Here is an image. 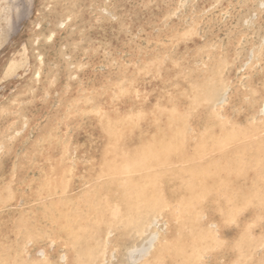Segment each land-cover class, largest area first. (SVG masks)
I'll return each instance as SVG.
<instances>
[{
    "label": "rangeland",
    "instance_id": "1",
    "mask_svg": "<svg viewBox=\"0 0 264 264\" xmlns=\"http://www.w3.org/2000/svg\"><path fill=\"white\" fill-rule=\"evenodd\" d=\"M0 12V167L11 158L17 162L14 166H19L18 180L25 171L30 179L36 180L38 165L22 168L23 154L27 150L40 153L47 147L51 156L44 157L45 161L58 163L64 151L63 162L71 172L77 165L81 166L73 183H68L70 189L58 198L52 194L41 196L37 181L23 187L32 194L15 198L14 215L10 218L18 217L20 210L25 208L21 232L17 236L19 249L22 248L25 257L29 259V255L37 264H45L42 260L46 248L54 264H64L65 256L68 260L71 258L70 264H76L73 257L77 248L81 264H264V192H261L264 191V94L261 96L256 91L264 87V0H0ZM200 86L211 88V98H204L201 107L194 102L198 95L195 89ZM180 106L181 111H176ZM140 114L144 117L140 118ZM151 115L153 120H150ZM111 119L115 120L114 125ZM213 120L215 123H211ZM234 124H241L237 126L239 130ZM212 125L216 126L213 130ZM232 128L235 129L233 133ZM151 139L168 145V150L160 165L156 159H149L156 163L154 168L161 176L160 183L156 181L155 187H158L154 193L146 195L147 201L144 199L143 204L148 207L141 204L134 212L136 193L140 189L138 185L130 187L127 181L130 176L147 178L148 163H151L147 159L148 149L153 155L159 152L155 142H149ZM114 140L116 146L112 145ZM228 140L232 145L229 146ZM203 141L204 149L200 146ZM250 141L256 144L250 145ZM103 142L112 145L107 146L112 154L121 153L124 148V163L130 162L128 156L132 150V156L139 152L147 169L127 175L121 168V173L105 177L98 174L96 161ZM161 157L159 152L160 161ZM202 177L204 180L200 182ZM8 184L10 181L0 191V198L5 195L0 199L3 204L11 192ZM159 190L165 195L162 199L165 203H173L166 207L168 204L160 201L163 209L157 210L158 217L156 205L152 204ZM102 191L110 195L109 199L113 197V202L120 207V210L117 208L120 215L115 211L106 222L112 228L102 221L100 214L104 204L96 201ZM108 191L112 193L106 194ZM71 193H77V204L70 201ZM178 194L183 197L180 199ZM233 194L234 197L230 196ZM55 197L65 203L67 219L74 220L69 215L74 211L75 217L79 211L81 214L76 218H81L82 226L84 223L90 225L83 226L88 230L80 239L75 241L69 236L67 244H57L53 239L55 225L52 220L55 221L60 204L53 202ZM122 197L123 200L127 197L123 206ZM43 204L47 208L41 220L48 232L45 247L24 237V228L37 223L33 218L40 214ZM214 204L220 207L216 210ZM142 209L149 212V216L154 211L153 218ZM123 211L129 214L130 222ZM141 212L144 216H140ZM174 223L183 226V230L179 232ZM114 227L125 228L122 229L124 233L120 230L124 236ZM131 227L137 228L139 234H134L137 230ZM5 232L8 235L7 230H3V235L0 233L3 242L8 240ZM169 232L170 238L173 236L170 241L176 245L174 250L181 245L179 250L166 252L167 261L146 260L153 253L158 235L166 236ZM100 248L104 253L102 258ZM86 251H91L87 261ZM175 253L179 256H173ZM23 260L26 262L25 258Z\"/></svg>",
    "mask_w": 264,
    "mask_h": 264
},
{
    "label": "bare ground",
    "instance_id": "2",
    "mask_svg": "<svg viewBox=\"0 0 264 264\" xmlns=\"http://www.w3.org/2000/svg\"><path fill=\"white\" fill-rule=\"evenodd\" d=\"M49 1V0H48ZM260 5V4H259ZM258 5V6H259ZM60 11H61V9H60ZM1 13V12H0ZM49 35V34H48ZM198 49V48H197ZM12 53V52H11ZM8 56H9V54H8ZM225 59V58H224ZM196 61V60H195ZM221 62H223L222 60H221ZM219 63V62H218ZM210 69V68H209ZM31 73V72H30ZM33 74V73H32ZM177 74V73H176ZM206 74H208V72L206 73ZM34 75V74H33ZM132 75V74H131ZM209 75V74H208ZM130 76V75H129ZM220 76V75H219ZM159 77V76H158ZM207 77V76H206ZM208 78V77H207ZM30 80V79H29ZM28 80V81H29ZM119 81V80H118ZM138 81V80H137ZM259 81V80H258ZM116 82V81H115ZM40 83V82H39ZM122 84V83H121ZM212 84V83H211ZM264 85V84H263ZM263 85H262V87H263ZM192 86V85H191ZM209 86V85H208ZM257 87V86H256ZM190 88V87H189ZM134 89V88H133ZM141 89V88H140ZM184 89V88H183ZM258 89V88H257ZM22 90V89H21ZM24 90V89H23ZM187 90V89H186ZM134 91V90H133ZM167 91V90H166ZM195 91L198 93V95H197V98L194 100V102H196V104L198 105V106H200L201 107V105L203 104V102H204V98H206V99H210L211 97H210V93H211V88H209V87H202V86H200L199 88H196L195 89ZM256 91H259L260 92V94H261V96H262V94H264V87L261 89V90H256ZM244 93V92H243ZM168 95V94H167ZM166 96V95H165ZM169 96V95H168ZM157 97V96H156ZM178 97V96H177ZM158 98V97H157ZM231 98V97H230ZM262 98L264 99V97L262 96ZM192 99V98H191ZM115 100V99H114ZM156 100H159V99H156ZM155 100V101H156ZM208 102V101H207ZM195 104V103H194ZM215 104V103H214ZM27 105H29V104H27ZM105 105V104H104ZM156 105V104H155ZM154 105V106H155ZM172 106L170 105V109L171 110H173L172 108H171ZM196 107V106H195ZM116 108V107H115ZM180 108H182V106H180L176 111H181V109ZM25 109V108H24ZM96 109V108H95ZM140 109V108H139ZM161 109V108H160ZM94 111V110H93ZM104 111V108H103V110H102V112ZM118 111V110H117ZM149 111V110H148ZM162 111V110H161ZM160 111V112H161ZM170 111V110H169ZM92 112V111H91ZM133 112V111H132ZM139 112H141V111H139ZM143 112V111H142ZM141 112V113H142ZM159 112V113H160ZM172 112V111H171ZM118 113V112H117ZM127 113V112H126ZM136 113H138V112H136ZM144 113V112H143ZM170 113V112H169ZM153 114H155V113H153ZM55 115V114H54ZM101 115V114H100ZM100 115H98V116H100ZM105 115V114H104ZM122 115V114H121ZM125 115V114H124ZM123 115V116H124ZM132 115V114H131ZM136 116H138L137 114H135ZM181 116H182V114H180ZM216 115V114H215ZM105 116H107V115H105ZM135 116V117H136ZM142 114H140V118H142ZM172 116V115H171ZM183 116H185V115H183ZM188 115H186V117H187ZM22 117V116H21ZM96 117V116H95ZM132 117V116H131ZM144 117V116H143ZM152 117H153V115H151L150 116V120L152 119ZM216 117V116H215ZM214 117V118H215ZM126 118V117H125ZM129 118H130V116H129ZM136 118H138V117H136ZM182 118V117H181ZM105 119H106V117H105ZM146 119H148V117L146 118ZM154 119V118H153ZM152 119V120H153ZM171 119H173V117L171 118ZM183 119V118H182ZM111 120H113V119H111ZM121 120H124V118H121ZM126 120H129V119H126ZM132 120V119H131ZM51 121V120H50ZM63 121V120H62ZM106 121H109V120H106ZM114 121L115 120H113V122H111L113 125H114ZM117 121V120H116ZM120 120H118V122H119ZM130 121V120H129ZM155 121V120H154ZM214 122H211V123H215V120H213ZM186 123H187V121H185ZM231 122V121H230ZM59 123V122H58ZM104 123V122H103ZM250 123V122H249ZM248 123V124H249ZM101 124V123H100ZM112 124H110V126L112 125ZM116 124V123H115ZM50 125V124H49ZM54 125V124H53ZM107 125V124H106ZM187 125V124H186ZM198 125V124H197ZM215 125H217V124H215ZM37 126V125H36ZM51 126V125H50ZM108 126V125H107ZM184 126V125H183ZM182 126V127H183ZM237 126L238 127H241V124H234V128H236L237 129ZM251 126V125H250ZM55 127V126H54ZM54 127H52V128H54ZM113 127V126H112ZM187 127H189V126H187ZM214 127H216V126H214ZM213 125H212V130H213ZM253 127V126H252ZM101 128H102V126H101ZM108 128H109V126H108ZM185 128V127H184ZM234 128H232L233 130H230L232 133L235 131V129ZM243 128V127H242ZM242 128H240V132L242 133ZM249 128V127H248ZM261 128V127H260ZM105 129H107V127L105 128ZM173 129H175V128H173ZM181 129H183V128H181ZM245 128H243V130H244ZM247 129V128H246ZM245 129V130H246ZM101 130H103V129H101ZM191 130V129H190ZM237 130H239V129H237ZM249 130H251V129H249ZM248 130V131H249ZM47 131V130H46ZM51 132H52V130H50ZM110 131H112V130H110ZM122 131V130H121ZM192 131V130H191ZM224 131V130H223ZM54 132V131H53ZM52 132V133H53ZM102 132V131H101ZM107 132V131H106ZM200 132H201V130H200ZM219 132V131H218ZM238 132V131H237ZM247 132V131H246ZM261 132V131H260ZM51 133V134H52ZM182 134H186V132L185 133H183V132H181ZM192 133V132H191ZM205 133H206V131H205ZM224 133V132H223ZM228 133V132H227ZM226 133V134H227ZM250 133H251V131H250ZM49 134V133H48ZM63 134V133H62ZM181 134V135H182ZM225 134V135H226ZM235 134V133H234ZM233 134V135H234ZM238 134H239V132H238ZM237 134V135H238ZM243 134V133H242ZM244 134H245V131H244ZM261 134V133H260ZM264 134V133H263ZM45 135V134H44ZM53 135V134H52ZM105 135V134H104ZM203 135V134H202ZM221 135V134H220ZM232 135V134H231ZM240 135V134H239ZM246 135H247V133H246ZM41 136H42V134H41ZM63 136H64V134H63ZM142 136V135H141ZM221 136H223V135H221ZM235 136V135H234ZM261 136V135H260ZM91 137H94V136H91ZM156 137H158V136H155V138ZM195 137V136H194ZM198 137H199V135H198ZM211 137V136H210ZM263 137V136H262ZM90 138V137H89ZM180 138H182V137H179V139ZM205 138V137H204ZM216 137H214L213 139H215ZM223 138V137H222ZM236 138V137H235ZM41 139H42V137H41ZM47 139V138H46ZM183 139V138H182ZM190 139V138H189ZM207 139V138H206ZM229 139V138H228ZM259 139V138H258ZM48 140V139H47ZM152 141H149V142H155V147H156V149H158L159 150V152L161 153V155H162V157H161V161L157 158V156H158V154H159V152L157 153V155H153V151H151V150H149L148 149V151H149V153H147V155H149V158H147L148 159V162H150L151 160H153V161H155V159L157 160V164L160 162V164H161V162H164L163 161V157H165V156H163V155H165L166 154V152H167V150H168V145H163V143H161L160 141H153V139H151ZM210 140V139H209ZM218 140V139H217ZM249 140V139H248ZM253 140V139H252ZM261 140V139H260ZM68 141V140H67ZM115 141L116 140H114V144L112 143V145H115ZM118 141V140H117ZM216 141V140H215ZM242 141V140H241ZM255 141H256V138H255ZM255 141H253V142H255ZM263 141H264V139H263ZM94 142V141H93ZM106 142V141H105ZM105 142H103L101 145H102V147L100 148V152H99V154H100V156H99V160L98 161H96V163L98 164V166L96 167V170H97V172H98V174H100V175H102V176H104L105 177V175H107V174H109V175H112L113 173L114 174H116V172H119V171H121V169H123L124 170V172H125V174L127 175V174H129V173H132L133 171H135V170H145V169H147V167L145 166V164L141 161V159H140V156H142L141 154H140V156H138V153H136V151H134L136 154L135 155H133L132 156V153H133V150H132V153H131V156H128V158H130L129 160H130V162H128V161H126V163H124V160H126L125 159V155H126V153H123V154H125V155H123L122 154V150L124 149H122L121 150V153L118 151L117 153H114V154H112V152L108 149V147L107 146H109L110 145V143H109V145H106V143ZM111 142V141H110ZM170 142V141H169ZM180 142H182V141H180ZM193 142V141H192ZM212 142V141H211ZM228 143H230V141L228 140L227 141ZM235 142V141H234ZM251 142V141H250ZM177 143V142H176ZM204 143H205V141H203V142H201V148H205V146H204ZM208 143H210V142H208ZM215 143V142H214ZM218 143H220V141L218 142ZM223 143V141H221V143L220 144H222ZM46 144H48V143H46ZM55 144V143H54ZM77 144H79V143H77ZM172 144V143H171ZM175 144V143H174ZM174 144H172V145H174ZM181 144V143H180ZM211 144H213V143H211ZM241 144V143H240ZM251 144H253L252 142L250 143V145ZM256 144V143H255ZM255 144H253V145H255ZM49 145V144H48ZM83 145V144H82ZM81 145V146H82ZM93 145V144H92ZM112 145H110V146H112ZM150 145V144H149ZM151 145H152V143H151ZM176 145V144H175ZM214 145V144H213ZM226 145V144H225ZM230 145H232L231 143L229 144V146ZM248 145V144H247ZM264 145V144H263ZM53 146V145H52ZM116 146V145H115ZM145 146V145H144ZM153 146V145H152ZM195 146V145H194ZM244 146H246V145H244ZM114 147V146H113ZM139 147V146H138ZM174 147H176V146H174ZM210 147V146H209ZM227 147V146H226ZM253 147V146H252ZM77 148V147H76ZM79 149H80V147H78ZM99 148V147H98ZM114 148H116V147H114ZM114 148H112V149H114ZM132 148H133V146H132ZM173 148V147H172ZM177 148V147H176ZM221 148V147H220ZM225 148V147H224ZM223 148V149H224ZM117 149V148H116ZM115 149V150H116ZM126 149V148H125ZM178 149V148H177ZM84 150V149H83ZM120 150V149H119ZM202 150V149H201ZM259 150H261V148L259 149ZM178 151V150H177ZM219 151V150H218ZM262 151V150H261ZM127 152V151H126ZM180 152V151H179ZM64 151L63 152H61L60 153V158H59V161H58V163L55 161V162H49V161H45L44 160V157H50L51 155L49 154V147H47V148H45V150H42L40 153L39 152H37V151H31V150H27V151H25L24 152V154H23V158H24V160L23 161H21L22 162V164L20 165V166H22L23 165V167L22 168H25V167H28V166H30V165H38V170H37V179L36 180H33V179H30V177H28L27 176V172L25 171L24 172V174H23V176L18 180L17 179V177L16 176H18L17 175V169H18V167H15L14 165H17V162H14V161H12L11 160V158H8L7 160H5L4 162H3V164L1 165V167H0V191H1V188H2V186L5 184V183H7V182H9L10 181V185H9V187H10V195H9V193L7 194V195H9V198H8V196H7V198L6 199H4V201L5 200H7V202H5L4 204L3 203H1L0 202V233H2V235H3V230H7V232H8V235H7V233H6V235H5V239H6V236L8 237V240L7 241H4V242H6V245L4 246L3 244H4V242L3 241H1V239H3V236H1L0 237V246L2 247V248H0V264H37L36 263V261L33 259V257H31V256H29L28 255V257H30L29 259L27 258V257H25L26 256V254H23V252L24 251H22V248H20L19 249V245H18V242H17V236H18V234L21 232V222H23L22 221V219H24L23 218V215H24V211H25V208H24V210L22 209V210H20V214H17V216L18 217H16V218H14V219H11L10 217H11V215H14V211L12 210V208L14 207L13 206V202H14V200H15V198L17 197V196H24V197H28V195L29 194H32L29 190L27 191V190H24L23 189V187L24 186H28L29 187V185H30V182L31 181H37L38 183V185L40 186V193H41V196H48V195H50V194H52V195H55L57 198L59 197V195L61 194V193H66V191L68 190V189H70V188H67L68 187V183H73V179H74V177L77 175V172L79 171V170H81V166L80 165H77L76 166V169L75 170H73L72 172L67 168V166L66 165H64V162H63V158H64ZM128 153H130V152H128ZM127 153V155H129ZM156 153V152H155ZM241 153V152H240ZM208 154V153H207ZM242 154H243V152H242ZM98 155V154H97ZM147 155H146V157H147ZM200 155V154H199ZM198 155V156H199ZM233 155V154H232ZM256 155V154H255ZM83 156V155H82ZM168 156H169V154H168ZM168 156H167V159H168ZM207 156V155H206ZM240 156V155H239ZM258 156V155H257ZM263 156H264V154H263ZM89 157V156H88ZM91 157V156H90ZM209 157V156H208ZM236 157V156H235ZM70 158V157H69ZM152 158V159H151ZM199 158V157H198ZM257 158V157H256ZM81 159V158H80ZM84 159V158H83ZM111 159V160H110ZM149 159H151L150 161H149ZM236 159V158H235ZM77 160V159H76ZM78 160H79V158H78ZM97 160V159H96ZM195 160V159H194ZM255 160V159H254ZM259 160V159H258ZM83 161V160H82ZM170 161H171V159H170ZM20 162V163H21ZM88 162V161H87ZM86 162V163H87ZM123 162V163H122ZM132 162H134V163H132ZM178 162V161H177ZM208 162V161H207ZM218 162V161H217ZM264 162V161H263ZM78 163V162H77ZM156 163H154L153 164V162L151 161V163L149 164L148 163V165H149V172H148V175H147V178H145L144 176H143V178L142 177H137V178H135L134 176H130V180L129 181H127L128 182V185L131 187L132 185L134 186V185H138L139 187V189H140V191L138 192V193H136L137 194V196H136V202H137V206L136 207H134L136 204L135 203H132V205L133 204H135L133 207H134V209L135 208H140L141 207V204H143V203H145L147 200L145 199V197H146V195H148V193H154L153 192V190L154 189H156L157 187H155V184H156V181H158V178H160L161 179V176L159 177V172L157 173L156 172V169L154 168L155 167V164ZM169 163H171V162H169ZM160 164H158V165H160ZM57 165H59V166H57ZM163 166H165L164 164H162ZM161 165V166H162ZM206 165V164H205ZM218 165V164H217ZM235 165V164H234ZM239 165V164H238ZM241 165V164H240ZM247 165V164H246ZM256 165H258L257 163H256ZM25 166V167H24ZM157 166V165H156ZM162 166V167H163ZM208 166H209V164H208ZM242 166V165H241ZM254 166V165H253ZM259 166V165H258ZM58 167V168H57ZM93 167V166H92ZM140 168V169H138V168ZM256 167V166H255ZM261 167V166H260ZM264 167V166H263ZM121 168V169H120ZM157 168H159V167H157ZM216 168V167H215ZM228 168V167H227ZM234 169L236 168V167H233ZM119 169V170H118ZM161 169V168H160ZM207 169V168H206ZM226 169V168H225ZM257 169V168H256ZM159 170V169H158ZM198 170H200V169H198ZM198 170H196V171H198ZM233 170V169H232ZM232 170H231V172H232ZM259 170V169H258ZM186 171V170H185ZM224 171V170H223ZM260 171V170H259ZM264 171V170H263ZM84 172H86V171H84ZM122 172V171H121ZM121 172H119V173H121ZM200 172V171H199ZM198 172V174H200ZM227 172V171H226ZM135 173V172H134ZM196 173V172H195ZM218 173V172H217ZM228 173V172H227ZM260 173V172H259ZM208 174V173H207ZM162 175V174H161ZM165 177H167V176H165ZM200 177V176H199ZM198 177V178H199ZM209 177V176H208ZM100 178V177H99ZM259 178V177H258ZM76 179V178H75ZM74 179V180H75ZM136 179V180H135ZM164 179V178H163ZM166 179H169L170 180V178H166ZM200 179V178H199ZM223 179V178H222ZM241 179V178H240ZM204 180V177H202V179L200 180V182H202ZM254 180V179H253ZM166 181V180H165ZM181 181V180H180ZM191 181V180H190ZM261 181V180H260ZM81 182V181H80ZM171 182V181H170ZM189 182V181H188ZM199 182V183H200ZM223 182V181H222ZM90 183V182H89ZM96 183V182H95ZM136 183V184H135ZM157 183H160V180L157 182ZM166 183V182H165ZM190 183V182H189ZM204 183V182H203ZM217 183V182H216ZM233 183V182H232ZM171 184V183H170ZM207 184V183H206ZM257 184V183H256ZM92 185H93V183H92ZM110 185H112V184H109V187H111ZM157 185H159V184H157ZM165 185V184H164ZM169 185V184H168ZM186 185V184H185ZM188 185V184H187ZM184 186V185H183ZM194 186V185H193ZM203 186V185H202ZM208 186V185H207ZM209 186H210V184H209ZM209 186H208V188H209ZM259 186V185H258ZM161 187H163V186H161ZM217 187V186H216ZM254 187V186H253ZM262 187V186H261ZM25 188V187H24ZM91 188V185H90V187H89V189ZM92 188H93V186H92ZM165 188V187H164ZM189 188V187H188ZM201 188V187H200ZM204 188V187H203ZM251 188V187H250ZM99 189H101V188H99ZM113 189H114V187H113ZM160 189V188H159ZM166 189H167V187H166ZM237 189V188H236ZM235 189V190H236ZM3 190V189H2ZM95 190H97V188L95 189ZM102 190V189H101ZM103 190H105V189H103ZM111 190V189H110ZM115 190H116V188H115ZM165 190V189H164ZM172 190V189H171ZM199 190V189H198ZM202 190V189H201ZM219 190V189H218ZM261 190H262V188H261ZM86 191V190H85ZM100 191V190H99ZM106 191V190H105ZM111 191H113V190H111ZM111 191H108V192H106V194H108L109 192H111ZM147 191V194H145V192ZM157 191V190H156ZM155 191V192H156ZM169 191V190H168ZM186 191L188 192V190L186 189ZM73 192V191H72ZM114 192V191H113ZM159 192H160V190H159ZM159 192H158V194H154V197L156 198V201H155V203H154V200H153V204H152V206L154 205H156L155 207H156V210H155V212L157 211V210H160V207H161V205L160 204H162V203H160V201H163L162 199H164L165 198V195L163 194V192H160V193H162V194H159ZM179 192V191H178ZM200 192V191H199ZM233 192H235V191H233ZM255 192V191H254ZM261 192H264V191H261ZM260 192V193H261ZM28 193V194H27ZM112 193V192H111ZM151 193V194H152ZM172 193H174V192H172ZM204 193H205V191H204ZM221 193H222V191H221ZM231 193H232V191H231ZM72 194V193H71ZM105 194V193H104ZM103 194V191L100 193V195H98V197H97V199H96V201L97 202H101V204L100 205H102V204H104V209H102L101 210V217H103V219H102V221H104L105 222V224H106V222H108V221H110L109 219L112 217V215L113 214H115V211H117L118 209L120 210V207L118 206V204H117V202H113V197L111 198V199H109V197H110V195H109V197L108 196H106V195H104ZM182 194H183V191H182ZM202 194V193H201ZM200 194V195H201ZM209 194V193H208ZM236 194V193H235ZM259 194V193H258ZM3 195H4V193H3ZM130 195V194H129ZM181 195V194H180ZM186 195H188V194H186ZM186 195H185V197H186ZM200 195H199V197H200ZM220 195V194H219ZM224 195H226V194H224ZM241 195V194H240ZM249 195V194H248ZM260 195V194H259ZM115 196V195H114ZM118 196H121V195H119L118 194ZM150 196V195H149ZM174 196V195H173ZM177 196V195H176ZM182 197H183V195H181ZM181 196H179V194H178V197H180V199L182 198ZM195 196H196V194H195ZM202 196V195H201ZM230 196H233L234 197V194L233 195H230ZM249 196H251V194L249 195ZM36 197H37V195H36ZM56 197H55V199H54V203H60L59 205H58V207H57V216H55V221H53L52 220V222H53V224L55 225V236H54V240H55V242L57 243V244H67V239H68V237L69 236H73V240H77V239H80L81 237H82V233H84V231H86V230H88V228H86V227H89L88 225L86 226V224L84 223V225L83 226H86V227H84L83 228V226H82V221H81V218H76L79 214H81L79 211H77L76 213H75V217H74V211L72 212V214L71 215H69V216H71V217H73L74 218V220H72L71 218L69 219H67L66 218V216H67V213H66V205H65V203L63 202V201H61V202H59V200H56ZM108 197V198H107ZM168 197V194H167V196H166V198ZM187 197H189V196H187ZM223 197V196H222ZM242 197H244V196H242ZM2 198H5V195H4V197H2ZM2 198H0V199H2ZM39 198H40V196H39ZM71 199H70V201L72 202V203H75L76 202V204L79 202L78 200H79V198L77 197V193H73L72 194V197H70ZM89 198H91V197H89ZM147 198L149 199L150 197H148L147 196ZM154 198V199H155ZM192 198H194V197H192ZM225 198V197H224ZM229 198V197H228ZM241 198V197H240ZM251 198V197H250ZM125 199H127V197L125 198ZM124 199V200H125ZM144 199L146 200L145 202H144ZM180 199L178 200V201H180ZM189 199V198H188ZM201 199H203V198H201ZM242 199V198H241ZM124 200H123V197H122V206H123V204H125V202H124ZM187 200V199H186ZM34 201H35V199H34ZM116 201H117V199H116ZM126 201H128V200H126ZM151 201V200H150ZM174 201V203H176L175 202V199L173 200ZM228 201H230V200H228ZM260 201V200H259ZM264 201V200H263ZM164 203H165V201H163ZM181 202V201H180ZM149 203V202H148ZM160 203V204H159ZM163 203V204H164ZM171 203H173V202H170L169 204H171ZM179 202H177V204H178ZM186 202H184L183 204H185ZM188 203V202H187ZM227 203V202H226ZM230 203V202H229ZM259 203V202H258ZM27 204H28V202H27ZM151 204V203H150ZM157 204H158V206H157ZM165 204H168L167 202L165 203ZM169 204L168 205H166V207L167 206H169ZM183 204L182 205H180L182 208L184 207L183 206ZM194 204H195V202H194ZM217 204V203H216ZM216 204H214V206H216ZM9 205V206H8ZM24 205H26V204H24ZM37 205V204H36ZM131 205V206H132ZM176 205V204H175ZM189 205V204H188ZM209 205V204H208ZM219 205V204H218ZM6 206V207H5ZM23 206V205H22ZM70 206V205H69ZM127 207H128V204L126 205ZM129 206H130V204H129ZM142 206H146V208L148 207L147 205H142ZM151 205H149V207H150ZM164 206V205H163ZM179 206V205H178ZM190 206H191V204H190ZM194 206V205H193ZM230 206V205H229ZM252 206V205H251ZM159 207V208H158ZM177 207V206H176ZM217 207V206H216ZM218 207H220V206H218ZM218 207L216 208V210L218 209ZM243 207V206H242ZM6 208H8V209H6ZM101 208V207H100ZM118 208V209H117ZM131 208V207H130ZM130 208L128 209V210H130ZM151 209H152V207H150ZM154 208V207H153ZM158 208V209H157ZM162 208V207H161ZM164 208H165V206H164ZM171 209L170 210H173V209H175V206H174V208L172 209V207H170ZM180 209V207H179V209L181 210V212L183 211V209ZM188 208V207H187ZM186 208V209H187ZM250 208V207H249ZM258 208V207H257ZM263 208H264V206H263ZM11 209V210H10ZM45 209H47V208H45V204H43V208H42V210L40 211V214H37V215H39L38 217H37V215L35 216L34 215V217L35 218H33V219H36V221H37V223L35 224V225H33V224H31L30 226H32L33 225V227H29L28 229H27V227L26 228H24L25 229V238L26 239H31L32 241H34L35 243H40L41 245H44V247H45V242H46V240H47V237H48V232H47V230L45 229V227H44V223L43 222H41V220L43 219L42 218V214H43V212H44V210ZM163 209V208H162ZM186 209H184V211L186 210ZM221 209V208H220ZM10 210V211H9ZM75 210V209H74ZM136 210L137 209H135V211L134 212H136ZM178 210V209H177ZM180 210H179V212H180ZM194 210V209H193ZM215 210V211H216ZM46 211V210H45ZM49 211V210H48ZM138 211V210H137ZM142 211H143V209H142ZM174 211V210H173ZM172 211V212H173ZM194 211H196V209L194 210ZM36 212V211H35ZM118 212V211H117ZM116 212V213H117ZM124 213L126 212V211H123ZM128 212H130V211H128ZM143 212H145V210L143 211ZM151 212H152V210H151ZM150 212V213H151ZM189 212V211H188ZM197 212V211H196ZM219 212V211H218ZM232 211H230V213H231ZM28 213V212H27ZM98 213V212H97ZM119 213V212H118ZM118 213H117V215H118ZM131 213V212H130ZM142 213V212H141ZM146 213H148V217L149 218H153L152 216H154L153 215V213H154V211H153V213L151 214L152 216H149V212H145V214ZM167 213H169V211L167 212ZM193 213V212H192ZM191 213V214H192ZM201 213V212H200ZM199 213V214H200ZM233 213V212H232ZM232 213L230 214V215H232ZM32 214V213H31ZM112 214V215H111ZM122 214V213H121ZM126 215H127V222H130V219L131 218H128L129 217V214H127V213H125ZM125 214H123V215H125ZM133 214V213H132ZM143 215H140V216H144V213H142ZM177 214H178V212H177ZM187 214V213H186ZM199 214L197 215V216H199ZM239 214V213H238ZM260 214H262V213H259V215ZM51 215V214H50ZM53 215V214H52ZM119 215H120V213H119ZM122 215V216H123ZM131 215V214H130ZM138 215H139V213H138ZM157 215H158V217H159V214H158V211H157ZM194 215V214H193ZM202 215V214H201ZM257 215V214H256ZM25 216V215H24ZM177 216V215H176ZM181 216V215H180ZM192 216V215H191ZM227 216H229V215H227ZM119 217V216H118ZM117 217V218H118ZM124 217V216H123ZM174 217V216H173ZM172 217V218H173ZM184 217V216H183ZM186 217V216H185ZM195 217V216H194ZM232 217V216H231ZM27 218V217H26ZM25 218V219H26ZM46 218V217H45ZM64 218V219H63ZM146 218V217H145ZM179 218V217H178ZM189 218V217H188ZM133 220H134V218H132ZM137 219V218H136ZM139 219H140V217H139ZM156 219V218H155ZM184 219V218H183ZM195 219V218H194ZM230 219V218H229ZM228 219V220H229ZM27 220V219H26ZM49 220V219H48ZM112 220V219H111ZM118 219H116L114 222H116ZM132 220V221H133ZM138 220V219H137ZM141 220H144L143 218L141 219ZM232 220V219H231ZM256 220H257V217H256ZM255 220V221H256ZM261 220V219H260ZM123 221H124V218H123ZM173 221H174V219H173ZM182 221V220H181ZM219 221H220V219H219ZM87 222V221H86ZM91 221H89V223H90ZM103 222V223H104ZM111 222H113V221H111ZM134 222H136V221H134ZM134 222H133V224H134ZM147 222V221H146ZM148 222H150V221H148ZM153 222V221H152ZM231 222V221H230ZM250 222H252V221H250ZM26 223V222H25ZM96 223H97V221H96ZM126 223V222H125ZM125 223H123L124 225H125ZM137 223V222H136ZM135 223V224H136ZM189 223V222H188ZM109 224H110V222H109ZM118 224V223H117ZM127 224H130V223H127ZM126 224V225H127ZM132 224V225H133ZM148 224V223H147ZM146 224V225H147ZM175 224V223H174ZM177 224V223H176ZM175 224V225H176ZM244 224L246 225V223L244 222ZM120 225V224H119ZM122 225V224H121ZM245 225H242L241 227H245ZM253 225V224H252ZM26 226V224L24 225V227ZM101 226H102V222H101ZM105 226H107L108 228H109V226L111 227V225H105ZM113 226V225H112ZM141 226H142V224H141ZM173 226V225H172ZM176 226H178V224L176 225ZM124 227V226H123ZM133 227H139V226H134L133 225ZM133 227H131V229H134V230H137V228L135 229V228H133ZM183 227V226H182ZM182 227H177L178 229V231L179 232H181L182 230H183V228ZM112 228V227H111ZM121 228V227H120ZM143 227H141V229H142ZM190 228V227H189ZM201 228V227H200ZM235 228V227H234ZM48 229V228H47ZM107 229V228H106ZM114 229L116 230V229H118V228H115L114 227ZM123 229V228H122ZM122 229H120V230H122ZM125 229V228H124ZM123 229V230H124ZM130 229V230H131ZM119 230V229H118ZM119 230V232H118V234L120 233H122L121 231ZM122 230V231H123ZM167 230L168 231H170V223H168V225H167ZM177 230H174V232L175 231H177ZM104 231H106V230H103V233H105ZM138 231V230H137ZM137 231H134V234H139V231H138V233H136ZM54 232V231H53ZM90 232V230L89 231H87V233L86 234H88ZM125 231H123V233H124ZM142 232V231H141ZM93 233V232H92ZM102 233V234H103ZM112 233V232H111ZM122 233V236H124V234ZM129 233V232H128ZM128 233H127V235H128ZM176 233V232H175ZM229 233V232H228ZM99 234V233H98ZM110 234V233H109ZM153 234V233H152ZM156 234V233H155ZM106 235H108V234H106ZM105 235V236H106ZM150 236H151V234H149ZM170 232L169 233H167L166 234V236H164V235H162V234H159L158 235V237H157V239H156V243H155V245H154V249H153V253L152 254H149L148 255V257L146 258V260H148V259H150V261H153V262H155V263H157L156 261L157 260H160V259H163V261L164 260H166L167 258L165 257V253L166 252H173V251H178L179 250V248L181 247V245H179V247H177L178 248V250H174V248L176 247V245L174 244H172L173 243V241L171 242L170 240L172 239V237L170 238ZM177 235H179V234H177ZM90 236H91V234H90ZM90 236H88V237H90ZM103 236V235H102ZM105 236H103V237H105ZM113 236V235H112ZM156 236V235H155ZM193 236H195V235H193ZM224 235H222V237H223ZM227 236V235H226ZM84 237V236H83ZM98 236H95V238H97ZM102 237V238H103ZM120 237V236H119ZM179 237V236H178ZM212 237V236H211ZM91 238V237H90ZM99 238V237H98ZM148 238V237H147ZM150 238V237H149ZM205 238V236L203 237V239ZM70 239H72L71 237H70ZM98 240V239H97ZM102 240V239H101ZM101 240H99L98 242H99V244H100V241ZM104 240V239H103ZM118 240V239H117ZM193 240V239H192ZM195 240V239H194ZM74 241V242H75ZM121 242L123 241V240H120ZM119 241V242H120ZM124 241H125V239H124ZM145 241H146V239H145ZM197 241V240H196ZM51 242V241H50ZM71 242V241H70ZM95 242V241H94ZM104 242V241H103ZM112 242V241H111ZM180 242V241H179ZM205 242V241H204ZM222 242V241H221ZM235 242H237V241H235ZM28 243H29V241H28ZM124 243V242H123ZM148 243V242H147ZM30 244V243H29ZM49 244V243H48ZM77 244V243H76ZM83 244V243H82ZM104 244V243H103ZM165 244H169L170 246H168L167 248H164L165 246ZM178 244H180V243H178ZM199 245V247L201 246V244H200V242L198 243ZM207 244V243H206ZM262 244V243H261ZM71 245V244H70ZM78 245V244H77ZM90 245V244H89ZM88 245V247H90ZM98 245V243L96 244V245H94L95 247ZM117 245V244H116ZM120 245V244H119ZM118 245V246H119ZM128 245V244H127ZM126 245V246H127ZM140 245V244H139ZM138 245V246H139ZM210 245H212V244H210ZM222 245V244H221ZM69 246V245H68ZM79 246V245H78ZM93 246V247H94ZM101 246H102V244H101ZM105 246V245H104ZM121 246V245H120ZM164 246V247H163ZM203 246H205V245H203ZM207 246V245H206ZM49 247V246H48ZM192 247H193V245H192ZM191 247V248H192ZM195 248H199V247H196V246H194ZM214 247L216 248V246H215V244H214ZM213 247V248H214ZM97 248V247H96ZM113 248V247H112ZM162 248H164L163 249V253L161 252L162 251ZM195 248H193V249H195ZM220 248V247H219ZM89 249V248H88ZM101 249V248H100ZM103 249H104V247H103ZM207 249V248H206ZM208 249H211V247L210 248H208ZM207 249V250H208ZM24 250V249H23ZM30 250V249H29ZM87 250V249H86ZM137 250H138V248H137ZM205 250V249H204ZM31 251V250H30ZM40 251H41V249H40ZM89 251V250H88ZM88 251H86L85 253H87ZM96 251V250H95ZM99 251V250H98ZM101 251L102 252H100V254L99 255H101L102 253H103V250L101 249ZM29 252V251H28ZM78 252H79V250L76 248L75 249V251H74V253H75V257H73V261L75 260V262H76V264H81L80 262H79V260L78 259H80V256L78 255ZM109 252H112V250L111 251H109ZM108 252V254H110ZM202 252H203V250H202ZM48 253H49V251L46 249V248H44V259L42 260V262L44 261L45 262V264H54V262L51 260V258L49 257V255H48ZM89 253H91V251L90 252H88L87 254H86V261H87V255L89 254ZM130 253V252H129ZM174 253V252H173ZM201 253V252H200ZM232 253V252H231ZM28 254V253H27ZM42 254V253H41ZM96 254V253H95ZM95 254L93 255L94 257H96L95 256ZM104 254V253H103ZM102 254V255H103ZM156 254H158V255H156ZM179 254V253H178ZM182 252H181V257H182ZM199 253H197V255H198ZM226 254V253H225ZM25 255V256H24ZM85 255V254H84ZM89 255H91V254H89ZM98 255V254H97ZM98 255V256H99ZM101 255V258L103 257ZM164 255V256H163ZM167 255V254H166ZM177 256V254L175 253V254H173V256ZM42 256V255H41ZM82 256V255H81ZM110 256V255H109ZM179 256V255H178ZM177 256V257H178ZM264 256V255H263ZM43 257V256H42ZM60 257V256H59ZM58 257V260L60 259ZM85 257V256H84ZM89 257V256H88ZM142 257H143V255H142ZM200 257V256H199ZM25 258V261L26 262H24V260L22 261V259H24ZM90 258V257H89ZM97 258V257H96ZM95 258V259H96ZM110 257H108V259H109ZM132 258V257H131ZM195 258V257H194ZM196 258H198V257H196ZM65 263L64 264H70V261H71V258L68 260V257L67 256H65ZM127 259H128V256H127ZM185 259V258H184ZM60 260H62V259H60ZM132 260V259H131ZM134 261V260H133ZM137 261V260H136ZM167 261V260H166ZM178 261H179V259H178ZM23 262V263H22ZM85 262V261H84ZM103 262V261H102ZM102 262H98V263H102ZM108 262V261H107ZM172 262V261H171ZM93 263V262H92ZM144 263V262H143ZM261 263H262V261H261ZM94 264V263H93ZM144 264H146V263H144ZM164 264H165V262H164ZM183 264V263H182ZM245 264V263H244Z\"/></svg>",
    "mask_w": 264,
    "mask_h": 264
}]
</instances>
